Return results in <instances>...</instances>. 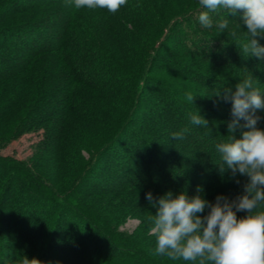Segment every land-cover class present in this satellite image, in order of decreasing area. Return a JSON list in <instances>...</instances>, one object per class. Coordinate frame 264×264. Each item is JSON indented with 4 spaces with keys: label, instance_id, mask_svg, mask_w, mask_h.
<instances>
[{
    "label": "trees",
    "instance_id": "1",
    "mask_svg": "<svg viewBox=\"0 0 264 264\" xmlns=\"http://www.w3.org/2000/svg\"><path fill=\"white\" fill-rule=\"evenodd\" d=\"M201 11L199 0H127L116 13L0 0V151L43 134L33 160L0 156V264H194L156 254L148 218L169 191L199 186L210 203L243 193L246 176L220 172L223 95L248 76L264 94V59L230 35L246 32L239 16L209 12L208 29ZM198 113L207 128L191 123Z\"/></svg>",
    "mask_w": 264,
    "mask_h": 264
},
{
    "label": "clouds",
    "instance_id": "2",
    "mask_svg": "<svg viewBox=\"0 0 264 264\" xmlns=\"http://www.w3.org/2000/svg\"><path fill=\"white\" fill-rule=\"evenodd\" d=\"M126 3L127 0H74L76 9H106L110 13H116ZM199 5L207 9L198 16L204 28L213 27L209 12L223 9L232 17L239 16L246 32L230 33L235 44L244 54L264 59V46L259 43L264 39V0H199ZM216 28L223 32L228 20L221 18ZM255 84L253 76H248L234 92L225 91L223 99L231 101L232 119L227 139L216 145L220 172L226 166L233 177L239 174L248 178L243 193L231 200L218 195L215 203H210L199 194V186L192 197L185 192L175 196L167 192L155 202L156 214L148 218L150 232L156 236V254L194 264H264V129L257 126L262 117L256 114L264 111V94ZM186 99L193 103L195 97L189 93ZM191 123L207 128L208 121L198 113L191 115ZM237 129H241L239 138L234 135ZM187 131L173 133V138L182 140ZM146 199L153 201L151 192ZM206 209L207 214L201 215ZM238 212L247 215L238 217ZM21 264L42 262L24 256Z\"/></svg>",
    "mask_w": 264,
    "mask_h": 264
},
{
    "label": "rangeland",
    "instance_id": "3",
    "mask_svg": "<svg viewBox=\"0 0 264 264\" xmlns=\"http://www.w3.org/2000/svg\"><path fill=\"white\" fill-rule=\"evenodd\" d=\"M42 135V132L29 133L20 140L8 144L3 150L0 151V156L13 157L17 160L24 161L33 160L36 151L40 146V141L43 138ZM138 223L139 222L137 220L129 219L122 227V230L126 232H132L137 227Z\"/></svg>",
    "mask_w": 264,
    "mask_h": 264
}]
</instances>
